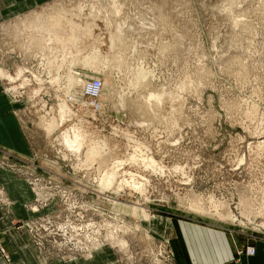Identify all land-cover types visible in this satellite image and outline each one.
Wrapping results in <instances>:
<instances>
[{
  "label": "rangeland",
  "instance_id": "374dc122",
  "mask_svg": "<svg viewBox=\"0 0 264 264\" xmlns=\"http://www.w3.org/2000/svg\"><path fill=\"white\" fill-rule=\"evenodd\" d=\"M0 92L46 255L173 264L174 220L264 242V0H48L1 24Z\"/></svg>",
  "mask_w": 264,
  "mask_h": 264
},
{
  "label": "crops",
  "instance_id": "0c3cea01",
  "mask_svg": "<svg viewBox=\"0 0 264 264\" xmlns=\"http://www.w3.org/2000/svg\"><path fill=\"white\" fill-rule=\"evenodd\" d=\"M48 0H0V26L3 22L25 14ZM20 17V16H19ZM0 150L7 155L5 167L0 164V240L9 252L0 264H121L109 247H102L89 258L48 256L38 250L25 226L16 222L33 216L26 204L32 193L16 165L28 163L30 147L19 121L12 110L10 99L0 92ZM19 154L20 156H16ZM176 234L169 238L173 250V264H264V242L252 243L254 254L242 253L246 242L231 241L230 236L200 224L174 220ZM168 226L166 231L168 232Z\"/></svg>",
  "mask_w": 264,
  "mask_h": 264
},
{
  "label": "bare ground",
  "instance_id": "6f19581e",
  "mask_svg": "<svg viewBox=\"0 0 264 264\" xmlns=\"http://www.w3.org/2000/svg\"><path fill=\"white\" fill-rule=\"evenodd\" d=\"M48 32V31H47ZM48 33H50V31L48 32ZM57 35H55V39L57 38L56 37ZM57 41V40H56ZM52 53V52H51ZM53 57V56H52ZM74 81H73V79L71 78L70 79V83H73ZM78 82V81H77ZM81 86V85H80ZM60 101H63V102H61V103H59ZM59 102H58V107H59V112H60V121L62 122L66 117L65 116H67L69 113H67L68 111H69V109H67L68 108V106L66 105V103H67V100L66 99H60L59 100ZM60 105V106H59ZM65 113V114H64ZM52 125L53 124H51V122L50 123H48L47 124V129L48 130H52ZM79 131V130H78ZM67 132H65V134H66ZM65 134H63L62 135V138H63V140H62V142L64 143V145L65 146H68L69 148H73V147H78V146H80L81 144L80 143H82L81 142V139L79 138V136L77 135V134H75V135H73V137L72 138H70L67 134L65 135ZM81 134V133H80ZM80 148V147H79ZM75 149V148H74ZM92 150H93V148H92ZM92 152V151H91ZM93 154V153H92ZM151 163V162H150ZM117 164H119L120 165V163L119 162H117ZM117 164H116V166H117ZM149 165V164H148ZM115 175V174H114ZM109 176V175H108ZM106 178V177H105ZM112 179V181H113V174L112 173H110V176H109V178H106V179H104V180H107V181H109L110 182V180ZM102 182V181H101ZM108 182V183H109ZM103 183H105V182H103ZM106 184V183H105ZM135 184V183H134ZM107 185H110V184H107ZM106 185V186H107ZM136 187H138V186H136ZM95 243V242H94ZM94 245H97V244H94Z\"/></svg>",
  "mask_w": 264,
  "mask_h": 264
},
{
  "label": "built area",
  "instance_id": "2783aa9c",
  "mask_svg": "<svg viewBox=\"0 0 264 264\" xmlns=\"http://www.w3.org/2000/svg\"><path fill=\"white\" fill-rule=\"evenodd\" d=\"M101 89V81L99 79H93L86 83L85 86V94L89 97H96L99 94V91ZM255 250L254 248H248L246 253L247 254H254ZM0 253L6 255V250L4 246L1 243L0 240ZM9 259V256L7 257V260Z\"/></svg>",
  "mask_w": 264,
  "mask_h": 264
}]
</instances>
